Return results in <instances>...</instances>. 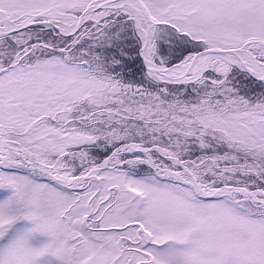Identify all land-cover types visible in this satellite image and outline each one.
Masks as SVG:
<instances>
[{
  "label": "snow or ice",
  "instance_id": "obj_1",
  "mask_svg": "<svg viewBox=\"0 0 264 264\" xmlns=\"http://www.w3.org/2000/svg\"><path fill=\"white\" fill-rule=\"evenodd\" d=\"M0 264H264V0H0Z\"/></svg>",
  "mask_w": 264,
  "mask_h": 264
}]
</instances>
